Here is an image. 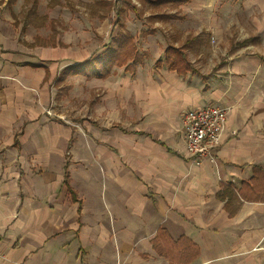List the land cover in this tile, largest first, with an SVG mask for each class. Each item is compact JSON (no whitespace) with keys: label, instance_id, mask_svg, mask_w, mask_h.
Listing matches in <instances>:
<instances>
[{"label":"crops","instance_id":"0c3cea01","mask_svg":"<svg viewBox=\"0 0 264 264\" xmlns=\"http://www.w3.org/2000/svg\"><path fill=\"white\" fill-rule=\"evenodd\" d=\"M25 1L0 0V264H264V200L241 198L232 213L218 197L223 182L239 188L255 165L264 169V0L234 16L248 29L217 27L214 43L209 27L184 37L159 28L184 19L181 6L196 0H146L153 25L144 33L154 41L143 51L135 33L114 32L125 24L118 10L110 41L85 59L114 46L119 33L133 36L142 59L133 71L115 65L101 76L63 72L80 61L75 42L58 36L56 14L76 9L73 0H31L39 7L27 14L50 20L49 37L33 22L27 32L16 23ZM111 1L91 0L90 15L105 20ZM101 29L99 21L89 31L98 40ZM172 45L191 63L186 74L166 63ZM63 76L88 100V136L43 113ZM210 102L228 107L227 132L216 160L197 165L182 112ZM77 171L105 180L102 200L85 204Z\"/></svg>","mask_w":264,"mask_h":264},{"label":"rangeland","instance_id":"374dc122","mask_svg":"<svg viewBox=\"0 0 264 264\" xmlns=\"http://www.w3.org/2000/svg\"><path fill=\"white\" fill-rule=\"evenodd\" d=\"M11 1V0H10ZM14 1V0H12ZM39 1V0H38ZM76 9H60L57 12V19L59 20L60 33L58 36H64L67 40L73 44L77 45L78 49H70V51L75 52L76 61L83 62L86 56L89 54H98L100 50H103L111 38L110 28L113 27L114 22L119 18L118 10L121 11L120 21L123 25H119L114 32L117 33L119 30L131 31L136 34L137 43L141 48V51L146 50L144 48H149L150 45L153 46V38L147 37L144 31L149 28L153 23L150 19H147L148 13H150L151 7L147 4L146 0H116V7L104 20L103 18L92 17L90 15L91 0H73ZM249 0H196L188 4L181 6V12L185 15V18L178 20V22H163L159 25L162 33H168L174 30H181L183 37L186 36L188 32H195L200 30L201 26L209 27L210 35H207L209 39H214L212 36V30L215 35L217 29H219L223 34L232 32L234 35L242 33L244 29H248L246 22L241 23L245 28L242 29L240 26H236L234 21V16L243 15L245 9V2ZM133 5L137 6L139 12L138 15L134 11ZM39 5L32 6V1L27 0L22 4V12H20L19 17L16 15V23L19 25L23 24V32L31 31L29 28L24 27L28 23L33 22L37 28H41V32L45 34L44 36L49 37L48 31L50 27V20L46 23L45 20L39 19L35 14H27L30 10L36 9L37 12ZM242 12V13H241ZM244 12V13H243ZM234 14V15H233ZM226 16H228L226 18ZM231 20L227 22L226 20ZM102 22L103 30L101 33L96 35L98 40L93 36V33L89 31L90 25L91 29L94 28V23L98 24ZM90 23V25H89ZM86 28V26H88ZM52 26V25H51ZM98 27V26H97ZM129 27V28H128ZM218 27V28H217ZM217 28V29H216ZM70 32L67 33L66 30ZM74 29V32L71 30ZM89 36H91L89 38ZM159 38L161 34L157 35ZM91 39V42H90ZM83 41L85 42V47H83ZM95 41V42H94ZM95 43V44H94ZM214 43V42H212ZM74 55V53H73ZM72 64V63H71ZM91 66L86 65L85 69H89ZM70 73V72H65ZM63 73V74H65ZM78 75H83L79 72H72ZM69 76V74H65ZM66 76L61 79H57L51 87L49 88V98L44 102L43 113L48 117V121L56 124L70 125L73 131H76V135L82 134L83 136H88V105L86 96L80 97L79 95H73L70 91L71 86L65 82ZM86 94V92H85ZM51 112V113H50ZM64 115V117L61 116ZM79 142V141H78ZM79 145V143H78ZM90 169L92 167L90 166ZM95 180H86L80 171L74 174L75 181L81 192L84 193L85 204H91L96 200H102V189L105 186V180L100 177L95 176ZM80 182V184H79Z\"/></svg>","mask_w":264,"mask_h":264},{"label":"trees","instance_id":"16d2710c","mask_svg":"<svg viewBox=\"0 0 264 264\" xmlns=\"http://www.w3.org/2000/svg\"><path fill=\"white\" fill-rule=\"evenodd\" d=\"M100 1H103L109 5L113 4L111 0ZM114 42L115 45L109 47L103 54L101 53L94 58L89 57L83 62L68 66L63 70V72L72 73V71H74L82 73L83 75L93 74L96 76H101L102 74L105 75L106 72L111 71L115 65H126L127 70L133 71L136 67L135 63L142 59V55L137 49L133 36L119 33L117 37H115ZM183 53L182 47L172 45L166 49L164 58L166 59V63L169 68H175L179 73L186 74V72L190 70L192 66L188 58H186ZM162 62L163 59L159 58L157 66L161 65ZM86 65H90L91 67L89 69H85L84 67H86ZM253 172L254 173L252 177L248 181H242L239 188L230 183H222L221 190L218 192V197L226 202L225 206L227 208H232V213H234L237 207L240 205L241 198L245 200H264V169L259 165H255ZM65 178V182L68 184L67 171ZM71 192L73 191L71 190ZM182 240L189 241L186 236H182L179 239V241ZM189 243L191 242L189 241ZM192 245L193 247H196L195 254L197 255L198 246H196L195 243ZM183 251L184 250H182V252ZM181 255L185 256L183 254ZM193 257L186 259V261H189V259H192Z\"/></svg>","mask_w":264,"mask_h":264},{"label":"built area","instance_id":"2783aa9c","mask_svg":"<svg viewBox=\"0 0 264 264\" xmlns=\"http://www.w3.org/2000/svg\"><path fill=\"white\" fill-rule=\"evenodd\" d=\"M182 116L188 159L197 165L205 160L215 161L227 132L228 107L210 102L190 107L182 112Z\"/></svg>","mask_w":264,"mask_h":264}]
</instances>
